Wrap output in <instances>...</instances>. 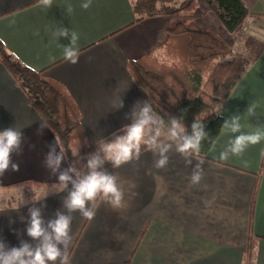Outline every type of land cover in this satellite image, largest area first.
I'll list each match as a JSON object with an SVG mask.
<instances>
[{
    "label": "crops",
    "instance_id": "crops-1",
    "mask_svg": "<svg viewBox=\"0 0 264 264\" xmlns=\"http://www.w3.org/2000/svg\"><path fill=\"white\" fill-rule=\"evenodd\" d=\"M240 1L249 13L264 14V0ZM83 2L52 0V7L45 8L39 0H0V42L23 65L65 87L80 111L89 145L131 123L133 105L149 101L128 62L158 53L169 30L189 22L214 31L233 55L248 62L220 107L223 120L238 116L241 131H264V18L249 17L229 32L204 0H197L193 11L139 20L134 0H91L88 9L81 7ZM63 26L78 35L75 64L63 58L70 39L55 35ZM42 121L0 62V130L16 127L24 136L22 152L12 156L19 170L0 176V190L31 182L35 185L27 188L39 194L56 182L42 162L57 139L49 127L40 130ZM233 135L223 122L207 159L194 157L191 164L167 139L163 142L172 147L166 167H155L158 153L146 150L110 168L124 194L123 207L113 208L101 196L89 204L95 212L91 220L70 213L69 264H245L250 240L253 264H264V139L221 160ZM201 160L202 179L193 184L192 171ZM61 167H68L66 160ZM66 194L51 193L36 203L43 205L45 220L57 210L67 211L62 207ZM31 206L30 199L0 207V240L6 247L19 246L21 240L34 243L26 233Z\"/></svg>",
    "mask_w": 264,
    "mask_h": 264
},
{
    "label": "trees",
    "instance_id": "trees-1",
    "mask_svg": "<svg viewBox=\"0 0 264 264\" xmlns=\"http://www.w3.org/2000/svg\"><path fill=\"white\" fill-rule=\"evenodd\" d=\"M204 1L229 32L235 31L249 17L264 18V14L249 13L240 0ZM196 7L197 0L133 2L137 20L193 11ZM168 33L169 37L158 53L128 62V68L135 82L147 93L153 111L163 117L166 124L171 116L182 118L189 134L195 119L205 125L208 136L201 142L198 157L207 159L224 122L219 114L220 107L245 72L248 62L233 55L223 38L200 24L177 23ZM0 62L24 91L41 119L47 121L49 129L65 150L68 164L76 159L72 156L73 151L79 150L80 156L85 157L96 150L100 141L92 145L87 143L80 123V111L62 84L23 65L7 52L1 42ZM113 138L110 135L104 139ZM161 139L162 142L167 140L166 129ZM146 150L142 146L140 153ZM104 167L108 170L113 166L105 162ZM253 256L250 240L245 264H253Z\"/></svg>",
    "mask_w": 264,
    "mask_h": 264
},
{
    "label": "clouds",
    "instance_id": "clouds-1",
    "mask_svg": "<svg viewBox=\"0 0 264 264\" xmlns=\"http://www.w3.org/2000/svg\"><path fill=\"white\" fill-rule=\"evenodd\" d=\"M42 7L51 8L52 0H39ZM91 0H84L83 9H88ZM67 14L71 15L73 8L68 5ZM57 38L63 36L70 39V44L63 49V58L72 64L79 60V51L74 47L78 35L68 27H60L56 30ZM123 103L119 104L122 107ZM254 108L249 107L248 112L253 113ZM131 123L122 126L118 132L113 133V139H101L94 152L81 157L79 150L73 151L76 159L69 162L68 167L62 168V162L67 159L65 150L59 141L49 144V151L44 155L43 166L57 177L51 188L33 195L32 206L28 208V222L26 233L34 243L21 240L19 246L6 247L0 240V264H69L68 248L72 242L70 226L72 216L70 213L79 212L84 218L91 220L95 212L89 207L98 197L109 203L113 208L123 207V192L117 184V179L105 167V162H110L113 167H119L133 158L138 159L141 147L158 153L159 159L155 161V167L164 168L168 164L167 153L176 145V151L185 157L188 164L192 158L198 157L201 142L208 136L204 130L205 125L194 120L191 125V133L186 129L182 118L171 116L167 124L163 117L153 111L149 101H137L131 110ZM49 127L47 121H42L40 130ZM234 134L229 140L225 150L220 153V159L225 160L229 154L241 155L249 145L260 143L264 139V131L257 130L251 133L241 131L238 116H232L224 121ZM172 143L162 142L165 135ZM24 140L23 132L16 127H7L0 130V176L6 171L19 170V164L13 161V153L22 152ZM59 149V150H57ZM86 161V162H85ZM201 160L195 165L191 175L193 184L202 179ZM82 165V166H78ZM66 191L62 201V207L67 211L57 210L53 218L47 220L42 215V207H36L37 202H42L51 193ZM24 198L20 205L27 204Z\"/></svg>",
    "mask_w": 264,
    "mask_h": 264
},
{
    "label": "rangeland",
    "instance_id": "rangeland-1",
    "mask_svg": "<svg viewBox=\"0 0 264 264\" xmlns=\"http://www.w3.org/2000/svg\"><path fill=\"white\" fill-rule=\"evenodd\" d=\"M135 1L136 0H134V2ZM178 3L179 1L176 3V5H178ZM158 6L160 5L158 4ZM31 185L35 184H21L12 188L0 190V207L20 204L23 198L26 201H29L33 195L37 194V192H35V189H32L30 187L27 188V186Z\"/></svg>",
    "mask_w": 264,
    "mask_h": 264
},
{
    "label": "built area",
    "instance_id": "built-area-1",
    "mask_svg": "<svg viewBox=\"0 0 264 264\" xmlns=\"http://www.w3.org/2000/svg\"><path fill=\"white\" fill-rule=\"evenodd\" d=\"M246 29V28H245Z\"/></svg>",
    "mask_w": 264,
    "mask_h": 264
}]
</instances>
